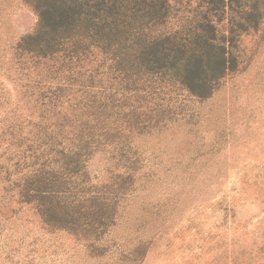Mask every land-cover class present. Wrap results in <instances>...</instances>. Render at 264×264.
I'll return each instance as SVG.
<instances>
[{
  "label": "trees",
  "instance_id": "obj_1",
  "mask_svg": "<svg viewBox=\"0 0 264 264\" xmlns=\"http://www.w3.org/2000/svg\"><path fill=\"white\" fill-rule=\"evenodd\" d=\"M26 1L39 22L15 54L37 71L32 91L43 110L31 135H17L12 119L0 136L10 137L18 169L28 170L15 182L20 199L91 255L120 252L121 261L140 262L109 239L144 168L135 143L239 70L243 38L264 22V0ZM99 153L106 179L91 172ZM253 233L264 253V227ZM248 264L264 263L256 256Z\"/></svg>",
  "mask_w": 264,
  "mask_h": 264
},
{
  "label": "rangeland",
  "instance_id": "obj_2",
  "mask_svg": "<svg viewBox=\"0 0 264 264\" xmlns=\"http://www.w3.org/2000/svg\"><path fill=\"white\" fill-rule=\"evenodd\" d=\"M38 22L26 0H0V136L12 119L25 136L39 122V76L15 54ZM243 49L239 70L211 98L191 99L175 121L137 137L144 168L109 234L126 255H140L131 264H248L256 256L264 263L253 239L264 227V22ZM9 138L0 139V264H127L120 252L91 255L21 201L15 182L28 170L10 159ZM107 167L101 153L90 165L101 179Z\"/></svg>",
  "mask_w": 264,
  "mask_h": 264
}]
</instances>
